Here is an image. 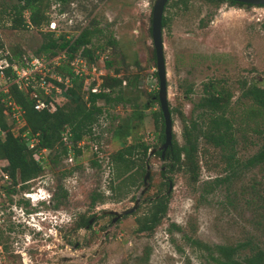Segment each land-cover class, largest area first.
Returning a JSON list of instances; mask_svg holds the SVG:
<instances>
[{
    "label": "rangeland",
    "instance_id": "rangeland-1",
    "mask_svg": "<svg viewBox=\"0 0 264 264\" xmlns=\"http://www.w3.org/2000/svg\"><path fill=\"white\" fill-rule=\"evenodd\" d=\"M12 1L0 0V5L6 7ZM184 1L165 3L162 15L167 23L161 37L172 136L180 145L183 125L194 126L192 133L198 134L194 151L196 179L192 181L190 172L182 167L170 169V160L160 159L157 154L162 141L158 139L160 118L157 127L152 119V112L158 110L149 32L153 0L50 2L46 14L55 22L51 31L54 36L72 37L82 27L100 29L92 41L103 45L112 59L106 70L114 74L116 69L117 75L125 76V83H121L123 99L105 106L93 124L95 138L83 140L85 148L71 161L67 157L56 162H50L48 156L42 159L37 178L25 186L35 190L43 185L52 193V204L35 207L43 213L29 217L18 206L22 210L32 206L19 204L11 219L7 202L12 200V204L25 187L11 182L0 185V264L207 263L206 251L193 241L209 246L247 242L264 251V204L263 208L259 206V199H264V165L241 167L262 140L253 128L258 123L257 128L263 129L264 124L249 114L253 104L240 94L248 86L264 87V5ZM49 29L47 24L10 29L6 23L0 27V38L7 46L32 53L42 41V33ZM207 83L222 86L230 93L224 116L231 120L233 158L238 164L233 165V173L225 167V150L201 136L211 115L208 109L198 106L206 95L203 86ZM20 128L19 123L10 125L14 135ZM135 140L144 141L149 146L147 151L152 149L153 153L138 160L142 171L138 170L132 185L115 189L118 178L107 155ZM91 159L98 165L93 166ZM146 164L148 186L139 194ZM112 177L111 191L107 184ZM215 178L223 180L215 183ZM7 188L13 191L7 192ZM41 192L32 197L43 196ZM95 193L102 196L90 201ZM165 194V214L151 230L138 231L135 218L146 211L150 201ZM136 198L137 207L130 214L110 221L113 214L107 211L119 213ZM80 217L86 221L82 226L77 225ZM21 219L42 227L35 231L24 222L16 225ZM63 257L65 261H61Z\"/></svg>",
    "mask_w": 264,
    "mask_h": 264
},
{
    "label": "trees",
    "instance_id": "trees-1",
    "mask_svg": "<svg viewBox=\"0 0 264 264\" xmlns=\"http://www.w3.org/2000/svg\"><path fill=\"white\" fill-rule=\"evenodd\" d=\"M71 0H13L12 4L4 7L0 5V27L8 24L10 29H26L29 26L39 27L47 24L48 16L46 9L50 2H58L65 4ZM224 1V0H217ZM184 3V0H180ZM230 4H243L235 1H226ZM249 5V4H246ZM27 12L23 15V12ZM167 23V17L161 16V27ZM100 33V29L96 27H84L73 38H66L64 34L54 36L51 31L42 33V41L39 46L32 51L33 55L44 54L52 56L61 50L70 58L74 54L79 53L88 62H95L101 54H106L103 45L93 44L92 38ZM99 37V36H98ZM107 43H113L107 40ZM6 47L9 51L7 55L8 61L20 60L22 54L20 48L7 46L0 38V48ZM153 51V49H152ZM154 59V53H153ZM105 67L110 68L112 65L111 57L103 59ZM56 70L67 74L71 77V72L67 64L56 67ZM9 74V68L5 69ZM114 69V75H104L102 77L101 86L103 90L97 93H88L87 98H83L81 93V78L71 77V86L67 87L64 92V99L56 104L55 109L47 111L46 109H34L33 98L29 93L18 90L14 85L9 86V92L12 99L22 110L23 126L18 134L14 135L10 130V125L6 124L5 115L3 114V104L0 102V159L6 160L5 170L10 177L11 184L21 183L20 188H24L23 183L26 180L36 177L40 170L41 164L32 157L34 150L41 148L48 149V159L50 162H56L62 157H66L67 146L61 140L62 131L67 128L69 135L67 142L70 145L72 156H76L82 150L77 146V142L86 138L93 140L92 126L96 123L98 117L103 113L106 105H114L123 99V91L121 83L125 80V76L117 75ZM155 85L157 84L156 73ZM127 81V80H126ZM125 83V81H124ZM138 86V80L135 81ZM206 93L205 97L198 103L199 107L208 109L211 112L206 122L205 130L201 132L202 138L211 143L213 146L225 150L224 160L226 168L230 169V173L234 171V164H237L233 158L234 139L230 132L231 120L224 116L227 110L230 93L222 86L207 83L203 86ZM250 99L253 108L249 110V114L255 116L264 124V87L248 86L241 93ZM156 95V93L154 94ZM157 100V99H156ZM102 101V104H98ZM169 109V108H168ZM170 112V110H169ZM160 118V130L158 133L159 141H163L162 118L159 109L152 112L154 127H157ZM259 124L253 128L258 134L262 135V140L257 150L241 163V167L246 168L255 164L264 165V128H257ZM193 125H183L181 136L182 144H177L171 134V143L164 152V157L170 160L169 168L176 166L178 169L190 172L191 180H195L197 176V165L194 157L195 141L198 134L192 133ZM1 131L3 133H1ZM24 135H21V133ZM30 137L36 139L34 149H28L27 142ZM98 136H96L97 138ZM85 145H82L85 148ZM149 146L144 141L135 140L118 149L110 152L108 162L114 169V177L118 178L115 189L132 185L138 170L142 171L141 160L145 157ZM159 154V151H157ZM163 157V158H164ZM91 164L97 166L95 159H91ZM235 166V167H236ZM109 179L107 187L112 191L113 178ZM223 178H215L213 181L217 183ZM13 189L7 188V192ZM102 196L101 193H95L91 196L90 201ZM262 197V196H261ZM260 207L264 204V199L260 198ZM263 208V207H262ZM166 211V194L156 197L149 202L146 211L135 218L138 231L151 230L160 220ZM86 221L80 217L77 222L78 226L84 225ZM174 226V225H173ZM194 244L202 247L206 251L208 260L204 264H264V251L256 246L248 245L247 242H237L233 245L213 244L212 246L203 244L199 241H193ZM248 248V252L243 249ZM146 256V255H145ZM145 259V257H144Z\"/></svg>",
    "mask_w": 264,
    "mask_h": 264
},
{
    "label": "built area",
    "instance_id": "built-area-1",
    "mask_svg": "<svg viewBox=\"0 0 264 264\" xmlns=\"http://www.w3.org/2000/svg\"><path fill=\"white\" fill-rule=\"evenodd\" d=\"M47 25L50 28L49 31L55 28V22L52 20L48 19ZM77 34L72 37L65 35V37L73 38ZM7 55L9 56L7 48H0V102L4 107L3 114L5 115L7 125L19 123L22 127L24 124L21 116L22 110L12 99L9 92L10 85H14L16 89L29 93L31 98H33L34 109L52 111L55 109L56 104L64 99L63 92L67 87L71 86V77L81 78V93L84 98H87L88 93H97L103 90L101 82L104 75H114L108 72L106 70L108 68L103 64V59L106 57V54L99 55L95 62H88L79 53L69 58L64 49L49 57L44 54L33 55L31 53H25L21 55L20 60L13 61H8ZM64 64H67L69 67L71 77L56 70V67ZM7 68L10 70L9 74L5 72ZM122 84H124V80ZM93 128L94 126L91 129L93 130ZM1 133L3 132L1 131ZM24 133L26 132L21 133V135H24ZM68 135V129L65 128L62 131L61 140L68 148L66 157L68 161H71L73 156L70 145L67 142ZM35 141L36 139L34 137L29 138L27 142L28 149H34ZM82 143L83 141L77 142V146L81 149H83ZM47 154L48 149L41 148L34 150L32 157L42 164V159L45 156L47 158ZM5 166L6 160L0 159V185L10 182V177L5 170ZM32 195L34 193L31 190H26L22 193V196L25 198H30Z\"/></svg>",
    "mask_w": 264,
    "mask_h": 264
},
{
    "label": "water",
    "instance_id": "water-1",
    "mask_svg": "<svg viewBox=\"0 0 264 264\" xmlns=\"http://www.w3.org/2000/svg\"><path fill=\"white\" fill-rule=\"evenodd\" d=\"M168 0H153V3L151 5L150 9V24H149V32H150V40L151 45L154 53V64H155V73H156V79H157V91H156V99L158 103V109L161 114L162 118V131H163V141L158 147V150L160 152V159H163L164 152L166 148L171 143V134H172V122L170 117V112L168 109L167 99H166V72L164 67V58H163V46H162V37H161V16L162 11L165 3ZM224 1H235L243 4H249L252 6H260L264 5V0H224ZM153 153V150L147 151V155H151ZM148 177H149V171H148V165L146 164L144 167V173L141 179V185L142 188L139 191V194H141L148 186ZM171 188L170 183L167 184V190ZM138 199L136 198L133 202V204L119 213L114 211H107L108 214H113V217L111 218V222H114V220L119 217L120 215H128L130 214L136 207H137ZM66 258H61V261H65Z\"/></svg>",
    "mask_w": 264,
    "mask_h": 264
},
{
    "label": "flooded vegetation",
    "instance_id": "flooded-vegetation-1",
    "mask_svg": "<svg viewBox=\"0 0 264 264\" xmlns=\"http://www.w3.org/2000/svg\"><path fill=\"white\" fill-rule=\"evenodd\" d=\"M233 5H242V4H233ZM159 158H160V152H159ZM42 165V164H41ZM42 167V166H41ZM38 176V175H37ZM37 176L36 177H34V178H31V179H29V180H26L24 183H23V185H27L28 183H30L31 181H33L34 179H36L37 178ZM21 184V183H20ZM42 188L41 189H39V187H37L35 190H33L32 188H33V186H29V187H27L26 188V186H25V188H24V190L22 191V193L24 192V191H26V190H31V192L32 193H34V195L35 194H37L38 193V191L39 190H42V195L43 196H41V197H30V198H25V197H23L22 196V193H21V196L18 198V199H15L13 202H12V204H11V201L12 200H9L8 202H7V204H8V206L6 207L7 209H8V211L9 212H12L11 214L8 212V215L11 217V219H12V217H15V212H18V211H16V206L17 205H19V204H26V203H29L32 207H30L28 210H26L25 208H24V210H22L21 209V206H18V210H20L22 213L23 212H25V215H27V216H29V217H31V215L32 214H36V215H40L41 213H43V212H41L40 210H37L35 207L36 206H40V204H42V203H45V205H50V204H52L51 203V200H52V193H49V190H48V188L47 187H45V186H41ZM10 203V204H9ZM39 203V204H38ZM1 212L2 211H0V214H1ZM20 215V214H19ZM24 215V214H23ZM33 216V215H32ZM111 217V216H110ZM41 219H42V217H41ZM18 221V223L16 224V225H21L22 224V222H24V224H27V225H29V226H32L34 229H35V231H39L40 229H41V225L39 226L38 224H35V223H32L31 221L29 222V221H27V220H23V219H21V221L20 220H17Z\"/></svg>",
    "mask_w": 264,
    "mask_h": 264
}]
</instances>
